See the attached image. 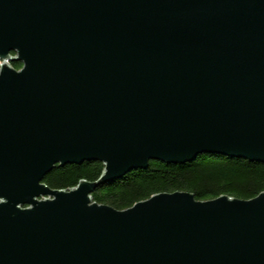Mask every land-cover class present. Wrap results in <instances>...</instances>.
Masks as SVG:
<instances>
[{"label": "water", "instance_id": "obj_1", "mask_svg": "<svg viewBox=\"0 0 264 264\" xmlns=\"http://www.w3.org/2000/svg\"><path fill=\"white\" fill-rule=\"evenodd\" d=\"M213 154L264 163V0H0V264H264V192L90 197Z\"/></svg>", "mask_w": 264, "mask_h": 264}, {"label": "trees", "instance_id": "obj_2", "mask_svg": "<svg viewBox=\"0 0 264 264\" xmlns=\"http://www.w3.org/2000/svg\"><path fill=\"white\" fill-rule=\"evenodd\" d=\"M15 70L21 68L12 62ZM103 171L99 162L55 166L42 180L53 190H69L79 181L95 182ZM188 192L198 201L228 196L250 200L264 192V163L223 155H200L184 164L150 161L146 168L99 186L92 202L125 210L159 193Z\"/></svg>", "mask_w": 264, "mask_h": 264}, {"label": "rangeland", "instance_id": "obj_3", "mask_svg": "<svg viewBox=\"0 0 264 264\" xmlns=\"http://www.w3.org/2000/svg\"><path fill=\"white\" fill-rule=\"evenodd\" d=\"M20 69H21V68H20ZM20 69H19V70H20ZM66 191H67V190H66Z\"/></svg>", "mask_w": 264, "mask_h": 264}, {"label": "bare ground", "instance_id": "obj_4", "mask_svg": "<svg viewBox=\"0 0 264 264\" xmlns=\"http://www.w3.org/2000/svg\"><path fill=\"white\" fill-rule=\"evenodd\" d=\"M249 162H251V161H249Z\"/></svg>", "mask_w": 264, "mask_h": 264}]
</instances>
